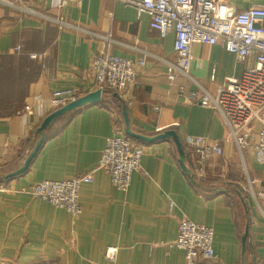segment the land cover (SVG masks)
Wrapping results in <instances>:
<instances>
[{"label": "crops", "instance_id": "crops-1", "mask_svg": "<svg viewBox=\"0 0 264 264\" xmlns=\"http://www.w3.org/2000/svg\"><path fill=\"white\" fill-rule=\"evenodd\" d=\"M21 1L50 17L63 16L71 26L59 29L0 0V183L5 188L0 190V264H186L185 251L172 245L183 216L214 229L217 258L210 264H264V200L255 198L264 190V166L252 148L241 153L226 141L229 130L219 112L193 98L202 89L215 95L228 78H240L250 61H239L221 43H196L190 77L177 73L170 81L174 33L152 29L148 14L119 0H81L65 7L53 0ZM229 2L237 12L264 6V0ZM102 52L144 58L146 64L121 94L103 93L100 102L59 117L27 170L6 178L24 165L39 138L37 129L56 110L54 91H96L90 65L92 55ZM124 107L137 134L177 133L193 180L179 162L173 138H132L145 148L141 170L127 191L114 186L98 164L115 126L126 128ZM188 135L223 146V155L209 159L201 174L194 173ZM95 168L92 181L80 187L78 217L23 191ZM110 246L119 250L114 262L105 255Z\"/></svg>", "mask_w": 264, "mask_h": 264}, {"label": "built area", "instance_id": "built-area-1", "mask_svg": "<svg viewBox=\"0 0 264 264\" xmlns=\"http://www.w3.org/2000/svg\"><path fill=\"white\" fill-rule=\"evenodd\" d=\"M53 1L54 6L65 7L81 0ZM119 1L135 8L139 15L148 14L151 28L162 35L174 33L176 57L174 62H169L170 81L176 78L177 73L190 77L192 48L196 43H221L239 61H250L240 78H228L215 95L202 89L200 93L195 91L193 98L201 106L213 107L219 112L229 130L226 141L234 142L241 153L252 148L256 161L264 166V6L255 4L237 12L229 0ZM5 3L23 12L45 17L59 29L71 26L63 16L42 14L21 0H5ZM105 39L109 41L110 37L106 36ZM15 51H21V47H15ZM30 56L33 59L41 57L40 54ZM145 64L144 58L133 60L110 52L95 53L90 65L95 89L101 90L102 94H121L135 81L139 69ZM84 95L86 93L77 89L57 90L53 92L51 104L57 109ZM27 109L30 111L29 107ZM185 144L192 165L195 166V174L204 172L209 159L224 153L222 144L209 137L188 135ZM144 153L145 148L128 137L118 123L115 134L106 142L98 168L110 176L117 189L127 191L133 175L141 170ZM98 168L72 179L40 181L23 191L78 217L82 212L79 203L80 187L92 181V174ZM0 190H5L2 183ZM255 198L264 200V190L255 194ZM258 204L261 206L259 201ZM261 209L264 212V207L261 206ZM213 244L212 227L196 223L186 216L179 219L177 236L172 245L185 251L186 264L214 262L217 256ZM118 252L117 247L110 246L105 251L106 258L114 262Z\"/></svg>", "mask_w": 264, "mask_h": 264}, {"label": "water", "instance_id": "water-1", "mask_svg": "<svg viewBox=\"0 0 264 264\" xmlns=\"http://www.w3.org/2000/svg\"><path fill=\"white\" fill-rule=\"evenodd\" d=\"M101 96H102V92H101V90L98 89L94 92L88 93V94L78 98L75 101L68 103L65 106H62V107L56 109L54 112H52L48 116H46V118L43 120L40 127L36 131V134L39 136V138L36 141V144H35L33 150L29 153L28 157L26 158L24 165L20 169L8 174L6 176V178L15 177L17 175L24 173L27 170V168L31 164L32 160L34 159V157L38 153L39 149L41 148V145L43 143L44 136H45V131L47 129H49L59 117L65 115L67 113H70L72 111H75L79 108H82L88 104L100 102ZM123 114H124V119L126 122L125 133L131 138H137V139L148 140V141L166 138V137L173 138V140L176 143L178 152H179V162H180L183 170L186 172V174H188L190 176V178L193 180V178L191 176V171L189 170V168L186 165L185 149L182 145V142H181L179 136L177 135V133L175 131H172V130L166 131L163 134L155 136L154 138H149V137L143 136L141 134H137L131 130L129 120H128V115H127L125 107L123 108ZM247 238H248V226H247L245 236L243 237L244 245L247 241Z\"/></svg>", "mask_w": 264, "mask_h": 264}, {"label": "rangeland", "instance_id": "rangeland-1", "mask_svg": "<svg viewBox=\"0 0 264 264\" xmlns=\"http://www.w3.org/2000/svg\"><path fill=\"white\" fill-rule=\"evenodd\" d=\"M123 127V126H122ZM124 133H125V130H124ZM126 134V133H125ZM127 135V134H126ZM128 136V135H127ZM129 137V136H128ZM186 154V153H185Z\"/></svg>", "mask_w": 264, "mask_h": 264}, {"label": "trees", "instance_id": "trees-1", "mask_svg": "<svg viewBox=\"0 0 264 264\" xmlns=\"http://www.w3.org/2000/svg\"><path fill=\"white\" fill-rule=\"evenodd\" d=\"M187 154V153H186ZM187 156V155H186Z\"/></svg>", "mask_w": 264, "mask_h": 264}]
</instances>
